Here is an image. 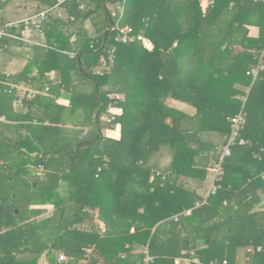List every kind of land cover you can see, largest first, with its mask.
I'll list each match as a JSON object with an SVG mask.
<instances>
[{"label": "trees", "instance_id": "16d2710c", "mask_svg": "<svg viewBox=\"0 0 264 264\" xmlns=\"http://www.w3.org/2000/svg\"><path fill=\"white\" fill-rule=\"evenodd\" d=\"M213 1L204 12L200 0H69V22L48 16L33 27L46 42V32L57 36L37 64H55L40 68L39 85L52 71L62 81L47 80L48 96L24 97L19 113L14 84L29 72L0 70V264L44 255L50 264H264V71L248 75L264 51V1ZM108 4L124 10L113 17ZM8 23L0 14V31ZM115 26L131 28L126 41ZM72 33L74 58L64 54ZM9 40L0 52L10 53ZM62 89L74 95L70 110L56 102ZM241 112L250 144L233 147L212 194L211 168ZM118 125L120 139L102 134ZM46 205L55 208L48 217Z\"/></svg>", "mask_w": 264, "mask_h": 264}, {"label": "crops", "instance_id": "0c3cea01", "mask_svg": "<svg viewBox=\"0 0 264 264\" xmlns=\"http://www.w3.org/2000/svg\"><path fill=\"white\" fill-rule=\"evenodd\" d=\"M69 0H56L55 2L53 0H5L3 4V11L0 13L4 17L7 18V22L15 23V22H22L23 25L20 29H15L16 31L9 33L13 37H8L10 40V44L12 45L10 53L6 54L5 51L0 52V70L6 72L7 74L16 76V78H20L23 73L26 71L29 72V78L28 80H21L17 82V84H14V87L16 88V91L18 92V97L16 98V103L14 104V107L17 109V111L20 113H26L27 109L23 106V100H25L24 97L27 99L37 98L38 96H48L49 94V85L48 81H50L52 84H60L62 81V77L60 72L52 71L50 73H46V77L41 83L42 86H40V79L38 78L39 70L41 67H47L53 66L55 64H48L45 66L39 67L37 64H40L42 60H44L46 56V52L49 50L54 49L52 47L53 42L56 43L57 36L56 34L51 33V30L46 32V41H44V38L40 37L41 35L36 31H33L32 24L30 27L26 26V22L34 17L35 15L39 14L43 11H50L49 18L50 22H59L65 20L64 22H69L67 17V12L64 9L65 3ZM264 1V0H263ZM202 4V3H201ZM114 7L115 5L108 4V7ZM85 5H81V10L84 9ZM203 8V7H202ZM112 9V8H110ZM204 10V9H203ZM97 23V22H96ZM27 28L31 29V32L28 33L26 31ZM67 27H65L66 29ZM85 31L87 32L89 37H97L98 33L96 32L95 23L91 21L90 19L85 22ZM60 27L58 32H60ZM57 31V30H56ZM70 35V32L67 33ZM260 34V29L257 27H251L250 28V35L253 37H257ZM50 36V37H49ZM77 40V35L75 33H72V36L70 38V44L72 46V49H69L64 54H69L71 58H74L78 51V46L75 45ZM52 42V43H51ZM148 44V48L152 49L153 45L149 41L146 42ZM57 44V43H56ZM47 59V57H46ZM105 61L104 58L102 59V62ZM51 63V60H49ZM43 63V62H42ZM56 70V69H54ZM104 70L106 68L98 67L96 68L95 72L102 75ZM108 71V70H107ZM39 74V75H38ZM33 79V80H31ZM48 80V81H47ZM75 82H79L78 79L75 80ZM74 101V95L70 91L61 90L58 93V97L56 98V102L59 106H62L66 108L67 110H70ZM170 106L179 109L181 111H185L188 113H194V110H192L189 106H187L184 103L175 101V100H169ZM175 102L176 104L173 105ZM116 113H120L118 110L115 111ZM74 114V112H73ZM246 114V113H245ZM238 115V114H237ZM68 117L67 115L65 116ZM81 116H78L76 122H81ZM247 118V114H246ZM65 119V118H64ZM108 119V115L102 116V122H105ZM66 120V119H65ZM1 122H6L5 118H0ZM68 128H73L72 125H68ZM102 134L105 137L112 138L115 140L120 139L121 137V125L116 126L115 128L109 130L104 128L102 131ZM247 141V140H245ZM248 145L250 144L249 141ZM247 145V144H246ZM169 159V162L162 161L160 164V167L162 169H165L169 166L171 159L169 156H164L163 159ZM212 172V171H211ZM39 175L41 174L38 172ZM264 178V175H263ZM62 195L68 194V191L66 189V184H63V189L61 190ZM264 198V194L262 195ZM264 203V202H263ZM43 209H46V214L44 217L51 216L55 210L53 205H46L42 207ZM99 223V227L101 230L105 231L106 227L103 222L97 221ZM243 252H240L242 255ZM39 264H50V261L48 259L47 255H44L41 259ZM57 264H62L60 262H57ZM177 264H190L188 261L179 259L177 260Z\"/></svg>", "mask_w": 264, "mask_h": 264}, {"label": "built area", "instance_id": "2783aa9c", "mask_svg": "<svg viewBox=\"0 0 264 264\" xmlns=\"http://www.w3.org/2000/svg\"><path fill=\"white\" fill-rule=\"evenodd\" d=\"M202 3V7L204 9V12H206L213 4L214 1L213 0H200ZM246 1V0H243ZM257 1H263V0H257ZM119 6V5H118ZM115 5V8H118V11L123 12L124 7ZM115 8H112V15L113 17H116V15L118 14V12L116 11ZM50 11H43L40 12L39 14L35 15L34 17L30 18L27 22H26V26L30 27V25L32 24V26H36L40 23H43L47 20L48 16H49ZM23 23L22 22H15V23H10L7 24L5 30H1L0 31V39H2L3 37H13L12 35H10L8 33V30H15V29H20L22 27ZM26 31L28 33L31 32L30 28H27ZM113 31H119L123 37L122 40L126 41L127 40V36L132 32L131 28L127 27L124 29H120L119 27L115 26L113 28ZM141 39V38H140ZM113 59V58H112ZM261 71H264V51L261 55V60H260V64L252 69L251 71L248 72V75L253 76L254 78H256L259 73ZM113 112V108L110 107L108 110V114H111ZM114 120V119H113ZM247 123V118H246V114L244 112L239 113L238 115L234 116L233 118H231V133L227 138V143L226 146L224 147L222 154L218 160L217 163H215V165L211 168V171L214 175L212 183H211V193L212 194H216V181L218 179H221V177L224 175V164L227 158H229L232 155V149L233 147H235L237 144L240 145H245L248 144L247 141H245L244 139H241V133L243 132V130L245 129V125ZM158 175H160V173H158ZM192 214V211L189 210L186 212L187 216H190ZM86 256H90L92 254V249L88 248L85 252ZM59 260L61 262H66L67 261V257L65 255H61L59 257ZM151 258L148 257L146 259V263L149 264L151 262ZM196 263H199V260H195ZM214 264V263H211ZM222 264H228L227 261H224Z\"/></svg>", "mask_w": 264, "mask_h": 264}, {"label": "rangeland", "instance_id": "374dc122", "mask_svg": "<svg viewBox=\"0 0 264 264\" xmlns=\"http://www.w3.org/2000/svg\"><path fill=\"white\" fill-rule=\"evenodd\" d=\"M112 5H113V4H112ZM110 8H114V7L111 6ZM171 103H173V105L176 104L175 102H171ZM162 161L169 162V159H168V158H167V159H162L160 162H162ZM158 173H160V172H158ZM98 224H99V223H98Z\"/></svg>", "mask_w": 264, "mask_h": 264}]
</instances>
